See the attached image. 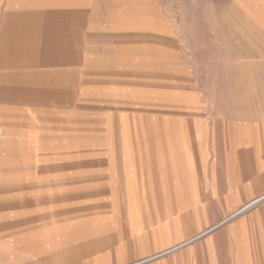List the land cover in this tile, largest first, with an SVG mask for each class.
Here are the masks:
<instances>
[{
	"label": "rangeland",
	"instance_id": "374dc122",
	"mask_svg": "<svg viewBox=\"0 0 264 264\" xmlns=\"http://www.w3.org/2000/svg\"><path fill=\"white\" fill-rule=\"evenodd\" d=\"M253 114L264 0H0V264H70L183 211L185 156Z\"/></svg>",
	"mask_w": 264,
	"mask_h": 264
},
{
	"label": "crops",
	"instance_id": "0c3cea01",
	"mask_svg": "<svg viewBox=\"0 0 264 264\" xmlns=\"http://www.w3.org/2000/svg\"><path fill=\"white\" fill-rule=\"evenodd\" d=\"M235 129L240 137L223 153L211 154L202 141L197 168L185 156L174 183L183 211L138 216L127 242L73 254L70 264H264V119L253 114Z\"/></svg>",
	"mask_w": 264,
	"mask_h": 264
},
{
	"label": "bare ground",
	"instance_id": "6f19581e",
	"mask_svg": "<svg viewBox=\"0 0 264 264\" xmlns=\"http://www.w3.org/2000/svg\"><path fill=\"white\" fill-rule=\"evenodd\" d=\"M16 11H18V10H16ZM14 12V11H13ZM18 19V18H17ZM20 19V18H19ZM7 23V22H6ZM9 26H10V24H9ZM14 26V25H13ZM25 34H27V33H25ZM258 201H259V199L257 200V201H253V202H250L249 204H247L243 209H241L239 212H236L233 216H236V215H239V214H241V212H243V211H247V210H249L250 208H252L254 205H256L257 203H258ZM232 217V216H231ZM136 264V263H135Z\"/></svg>",
	"mask_w": 264,
	"mask_h": 264
}]
</instances>
